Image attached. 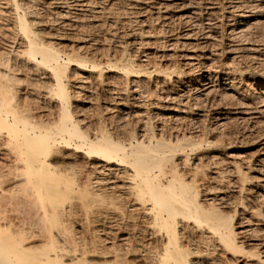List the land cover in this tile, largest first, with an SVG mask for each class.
Instances as JSON below:
<instances>
[{
  "label": "rangeland",
  "instance_id": "rangeland-1",
  "mask_svg": "<svg viewBox=\"0 0 264 264\" xmlns=\"http://www.w3.org/2000/svg\"><path fill=\"white\" fill-rule=\"evenodd\" d=\"M77 1L80 0H67L68 5L60 6L52 0H38L37 12L29 18L37 21L35 32L41 46L46 44L44 47L61 57V64L68 65L60 76L72 122L90 141L103 136L127 148L131 145L136 148L134 157L152 151L151 142L175 148L173 163L177 162L178 173L174 176L189 186L180 188L181 193L175 190L171 196L179 200L175 204L180 215L177 218L181 220L178 234L186 229L184 238H179L185 250L194 254L190 258L198 264H235L238 259L236 264H264V167L254 169L257 160L264 156V0H81L83 4ZM4 11L1 5L0 14ZM9 31L0 21V64L9 58L15 68L16 88L7 98L13 99L14 107L17 105L15 112L20 109L23 117H30H26V123L55 129L64 112V101L50 73L38 66L33 70L25 58L27 48H21L25 44L16 36L18 33ZM186 34L190 38L183 40ZM206 88L213 93L207 94ZM137 101H144V105ZM178 102L193 112L176 117L173 108ZM5 110L8 111L0 107V115ZM219 111L225 115L218 116ZM2 131L0 192L10 188L22 174L24 178L28 176L24 164L21 167L25 172L20 165L18 170L13 166L16 149L4 145ZM192 142L198 146L189 147ZM73 144L60 146L51 153L42 176L31 178L37 182V194L31 190L35 182L7 193L12 202L7 201L21 209L16 208V212L11 207L9 214L27 218L35 204L40 216L37 237L40 233L45 235L40 236L42 240L37 238L38 246L48 241L45 232L52 231L57 244L65 247L66 252L82 253L85 248L89 261L101 263L107 257L103 251L115 244L122 249L119 254L125 264H152L162 253L167 238L147 212L150 203L139 201L137 192L131 190L128 176L132 172H125L120 165L111 173L93 172V166L104 164L84 156L75 147L79 145L77 140ZM164 169L168 180H160L167 185L172 175L169 168ZM97 179L103 182L97 184ZM184 193L196 194L190 199L189 209L183 205ZM43 206L53 213L50 221L43 219ZM199 213H205L210 221ZM42 220L54 228L43 227ZM226 227L235 234V250L227 249L222 241L221 233ZM206 236L212 241L204 239ZM108 256L112 259L115 254Z\"/></svg>",
  "mask_w": 264,
  "mask_h": 264
},
{
  "label": "bare ground",
  "instance_id": "bare-ground-1",
  "mask_svg": "<svg viewBox=\"0 0 264 264\" xmlns=\"http://www.w3.org/2000/svg\"><path fill=\"white\" fill-rule=\"evenodd\" d=\"M37 1L38 0H0V6L2 5V7H4V10H5L3 14L2 13L0 14V21H3L5 23V26L9 27L10 31H14L13 33H15V32L18 33V34H16V36L17 37L20 36V38H21V39L19 38L20 39V42L23 41L22 43L25 44L21 48H23V50H26L25 48H27L26 52H24L25 58L27 57L28 61L30 62V65L33 66V70H36L37 69V66H38V67H42L44 70H46L47 72L50 73V75L52 76L51 78L54 81L55 86L57 88V91L59 93V96L64 101L63 103H64V107L65 108H64V112H63L62 118H61L60 122L58 121L59 124H58V126L55 129H49V128L42 129L41 127L37 126V123H32V122L31 123H26V121H27V119H26L27 115H26V117L25 116L23 117V115H22V112L23 111L21 112L20 109H19V112H15L13 108L17 107V105L14 107L13 99L11 97L10 98H7L8 95H13V92H14V90L16 88L15 87V82H14L15 77L13 76L14 73H15L14 65L12 66L10 64V61L11 60H9V58H8V61L7 62H4V63L2 62L0 64V96L3 95L2 96V102L0 103L1 104L0 107H3L5 109L6 108L8 109V111H6V110L5 111H2V115H0V129H2L5 132L4 145L9 146V147H12V145H13V147H15V148L12 147L13 150L15 151V149H16V153L15 154L17 156L14 154L16 158H15V161L13 162L14 163L13 166H17L16 167V170H18L17 169L18 168V165H20V168L21 169L20 168L19 169L22 171L23 169H22L21 165L24 164V166H25L24 168L28 172L27 178H24V176H22L23 174L20 176V179H17V177H16L17 182L14 183V181H16V180L12 181L14 184L13 185L11 184L12 186L10 188L3 189L0 192V264H123V263L125 264L126 263V262H123L125 260L122 261V256L119 254V252L122 251V249L120 247H118V245L116 246L115 244H112L114 246H111L110 245L111 247H109V249L106 248V250L108 249L107 251L106 250L103 251L104 252L103 254H105L107 257L104 258L101 263H97V261H89V259H87V257H86V252L87 251L84 252L85 248H84V250H82V249L79 248L80 250H82V253L77 252V250H74L73 252L70 251L71 253H69V251L66 252L64 250L65 247L63 249L62 248V245L61 246L59 245L60 243L57 244V241H58L57 237L53 233H51L52 231L50 232L49 229L48 230L46 229L47 231H49L48 232L49 234L47 232H45L46 233V237L45 238L48 241H46L45 243H42L43 244V245L41 244L42 246L41 245L38 246L37 245V238H39L41 235L44 237L45 235H43V234L40 233V236L37 237V223H39V221H40V220H38V222H37V218L38 217L40 218V216H38V214H37V208L34 206L35 204L32 207L30 206L31 208L29 207L30 210H32V212L30 211V213H28L30 215H28L27 218H23L22 217L23 219H21L18 216L15 217L17 214L16 215L14 214V217L9 214L13 209H14V211L17 212V209L16 208H19V206L17 207L18 204H16V206L13 203L11 204L12 201L10 199H8L9 197L7 196V193L8 194H11L13 190H14L13 192H15V190L17 189L16 187L21 186L23 184H27L29 182L30 183L35 182V181L32 182V179H33L32 177L34 176L35 178H37V175H39V177L42 176L41 174H42L43 170L46 168V158L48 156H50L51 153L53 154V152H55V150L58 149L60 146H67L68 147V146L74 145L73 144V141L74 140H77L79 142V145L77 144L75 147L78 150L80 149L83 152V155L84 156L85 155H89V156H91V158L94 159V162L104 164V165L96 164L95 166H93L92 167V169L94 170L93 172H96L97 173V172L100 171V172H109V173H111V172H114L115 166H119V165L121 167L122 166L124 167V170H126L125 172H128V171H131L132 172V175L130 174L128 176L129 177V180L131 182V190H135L137 192V194H135V195H137L139 201H142V202L148 201L150 203L149 205H151V208L148 209L147 212H149V214L153 216L154 222L157 224V226L159 225L160 230L163 231V233H164L163 237L165 236V238H167L166 241H163L164 244H162L163 245L162 253L160 252V254H158L157 257L155 256L156 258L154 257L155 258L154 261L150 257L151 260L153 261L152 262L150 260V262H152V264H198V263H196L194 261V259L190 258L191 255H194V254L187 252L185 250L186 247L183 246L184 243L183 244H182V242L180 243L181 240H180L179 236L180 235H181L180 237L185 236L184 233H185V230L186 229H183L182 228V231H181L182 234H180V235L178 234V230H179L178 229L179 228L178 226L181 223L180 222L181 220L179 221L178 218H177V216L179 215V213H178L177 209L175 208V204H177L179 202V200L178 199L177 200H173L172 199L173 196H171V193L174 192L177 189H178V192H179L180 188H185L186 189L189 185H187L186 182H178V177L177 176H174V175H176L178 173L177 165H176L177 162L175 164L173 163V159H174V155L176 153L175 152L176 149L173 148V147L167 146L166 144H162V143H156V144L153 143L152 144V142H151L150 143V145H151L150 148L152 149V151H149L148 153L143 154L141 156L134 157V154L136 152V148L130 147L131 145L129 146V148H127L126 146H124V145H122L120 143L110 142V141H108L109 139H105V138H103V136H102L101 139H97L95 141H90V140H88L84 136V134H82L80 132V130L78 129V127L72 122V119L70 117V113L68 112V110L66 108V104L68 103V97H67V92H66L65 85H64V83L62 81V77L60 76V74L63 71H65L64 70V67L65 66L68 67V65L63 64V62L61 64L60 63V58L61 57L59 58L58 54L56 52H54L53 50L44 47L46 44L44 46H41V44H40L41 41L40 42L38 41L37 34H36L37 32H35V26H37V21H35V20L30 21L29 20V18H32L31 16L34 15V14H36V12H37L36 9H35V6H37V3H38ZM52 2L55 5L56 4H60V6L61 5H63V6L64 5H68L67 0H52ZM77 2L78 3L79 2L81 3L82 1L80 0V1H77ZM81 4H83V3H81ZM238 7H240V6H238ZM186 18H188V17H186ZM46 19H47V17H46ZM188 36L189 35H187V34L186 35H183V40H188L190 38V36H189V38H188ZM10 39H11V37H10ZM14 39H16V38H14ZM14 39H13V41H14ZM8 40H9V38H8ZM9 41L11 42V40H9ZM14 43H15V41H14ZM22 43H19V44H22ZM19 44H17V45L19 46ZM238 45H240V44H238ZM6 46H9V45L7 44ZM24 46H26V47H24ZM190 58L193 59L195 57H193V58L190 57ZM186 59H187V57H186ZM192 63H193V61H192ZM81 65H84V64H81ZM77 66H78V64H77ZM191 66H192V64H191ZM197 67H196V69H197ZM34 68H36V69H34ZM125 69H126V67H125ZM192 73H193V71H192ZM210 79H211V77L208 78V80H210ZM200 83H202V82H200ZM202 85H204V84H202ZM233 88L234 87L230 85V88L229 89H232L233 90ZM206 89H207L206 90V93L207 94L210 95L211 93H213L208 88H206ZM196 90H197V88H196ZM141 97H144V96H141ZM177 98H176V100H177ZM140 99L142 100V98H140ZM197 100H198V98H197ZM144 101H137L136 103L138 105H144ZM174 103H175V101H174ZM124 104H125V102H124ZM177 104L178 105H176V108L175 107L174 108L172 107L174 109L173 111L176 112V117H177V114H178V116L181 115V114L182 115H188L189 114L188 112L192 111L189 107L186 106V104H182V103L180 104L179 102ZM237 106H238V104H237ZM159 108H161V106ZM167 108L170 109V107H167ZM16 109H18V107ZM22 110H23V108H22ZM238 110H240V109H238ZM261 110H263V109H261ZM258 111H259V109H258ZM25 112H27V111L25 110L24 113ZM263 112H264V110H263ZM217 114H218V116L219 115L220 116L225 115L224 113L223 114L220 113V111ZM27 118L30 119V117H27ZM184 118H186V117H184ZM216 118H217V120L220 119L219 117H216ZM140 120H142V119H140ZM183 121H184V119H183ZM29 122H30V120H29ZM164 122H166V120ZM169 123H170V121H169ZM190 125H191V123H190ZM47 127H49V126H47ZM3 131H2V134H4ZM196 131H197V129H196ZM196 131H195V134H196ZM217 135H219V134H217ZM0 137H3V135L0 136ZM191 137L193 138V136H191ZM194 137H196V135ZM174 139H176V138H174ZM178 139H180V138H178ZM188 139H186V140H188ZM190 140H192V139L190 138ZM197 140H198V138H197ZM200 140H201V138H200ZM178 141L180 142L181 140H178ZM185 143H186V141H185ZM200 145H202V144H200ZM190 146H191V148L194 147V146H198V143L192 142L189 145V147ZM262 152L264 153V150H262ZM263 153H262V155H264ZM256 163L257 164H255L254 169L260 168V170H262L263 167H264V156L263 157H260L257 160ZM92 165H93V163H92ZM163 165L165 167L169 168V171H170L169 174L172 175L171 176L172 179H169L167 185H164V183H162L161 180H160L161 177L162 178L163 177H166L167 180H168V176L165 175L166 173L165 174L163 173L164 170H165ZM181 167H183V166H181ZM116 171H117V169H116ZM37 173H39V174H37ZM260 173H262V172H260ZM161 174H162V176H161ZM15 175L17 176V174H15ZM105 176H107V175H105ZM18 178H19V176H18ZM99 178H101V177H99ZM126 178H127V176H126ZM260 179H262V178H260ZM98 182H100V181H98V179H97V182H96L97 184L102 183L103 180L100 183H98ZM111 183L113 184V182H111ZM33 184H34V187L31 190H34V192L37 194V182H35ZM121 187H123V186H121ZM126 187H128V186H126ZM190 190H191V188H190ZM181 191L182 190H180L179 193H181ZM30 194H33V193H30ZM178 196H176V197H178ZM181 197H182L183 205L185 207H187V209H189L190 208V199L195 198L196 197V194L195 193H193V194H186V193H184V195L181 196ZM51 198H53V197H51ZM54 198L57 199V196H54ZM7 199L9 201H11V202L7 201ZM134 199H137V198H134ZM29 201H31V200L29 199ZM195 201H196V199H195ZM33 202H32V204H33ZM134 202L136 203L135 200H134ZM138 202H137V204H138ZM14 203H16V202H14ZM194 204H196V207H198V208L200 207V206H198L197 203H194ZM22 205H23V202H22ZM56 206H58V204ZM11 207H12V210H11ZM43 207H45V206H43ZM33 209L34 210L36 209V211L33 212ZM45 210H46V212L45 211L44 212L46 213V215L44 213L43 219H44V221L47 222V220H49L51 214H53V213L52 212H47L48 211L47 208ZM56 210H57V213H59L58 209H56ZM137 210H138V208H137ZM26 211H27V207H26ZM50 211H53V209L50 210ZM204 214L199 213V215L201 217H203V219L205 221H207V220L210 221V219H207L208 216H206ZM20 215L23 216L22 213ZM192 215L194 216V213H192ZM26 216L27 215H25L24 217H26ZM190 217H192V216H190ZM44 221L42 220V224L44 223L43 227L45 226V228H46V226H47V228H48V226H50V225H46L47 223H45ZM49 221H48V224L50 223ZM53 221L58 222V223L60 222L59 220H53ZM198 221H200V220H198ZM38 226L39 227L41 226V228L43 229L42 225H38ZM186 227H188V226H186ZM51 228H54V227H51ZM222 228H224V226H222ZM189 230H190V228H189ZM38 231L39 232L40 231L43 232V230H38ZM232 233H233L232 229H229L227 227L224 229V231L222 230V233H221L222 241L227 246L226 247L227 249H231V248H233L235 246V240H234V235L235 234L233 235ZM245 233H246V231H245ZM186 235L190 236L188 234V232H187ZM241 235H242V233H241ZM54 236L57 239L56 241H55V237ZM208 236L204 237V239H206V240L210 239V238H208ZM40 238L42 240V237H40ZM64 241L66 242V240H64ZM106 241H108V240H106ZM106 241L104 243H106ZM203 241H205V240H203ZM191 242H192V240H191ZM101 243H103V242H101ZM64 246H66V245H64ZM71 248L73 249V247H71ZM215 248H216V246H215ZM69 249H70V247H69ZM90 249H91V252H92V249L93 248H90ZM98 249H100V248H98ZM66 250H67V248H66ZM94 250L96 251V249H94ZM234 250H232V251H234ZM100 251H102V249ZM150 251H152V250H150ZM37 252H38V254H37ZM92 253H95V252L93 251ZM110 253H112V255L115 254V257L113 256L112 259H109L111 257V256H108ZM224 254H226V253H224ZM220 255L223 256V253L220 254ZM251 259H253V258H251ZM217 261H219V260H217ZM237 261H234L235 264L237 263ZM198 262H199V260H198ZM214 262H215V260H214ZM206 263H208V262H206ZM208 264H216V263H208Z\"/></svg>",
  "mask_w": 264,
  "mask_h": 264
}]
</instances>
